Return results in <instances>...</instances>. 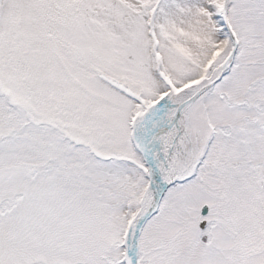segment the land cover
<instances>
[{
    "label": "snow or ice",
    "instance_id": "1",
    "mask_svg": "<svg viewBox=\"0 0 264 264\" xmlns=\"http://www.w3.org/2000/svg\"><path fill=\"white\" fill-rule=\"evenodd\" d=\"M0 264H264V0H0Z\"/></svg>",
    "mask_w": 264,
    "mask_h": 264
}]
</instances>
